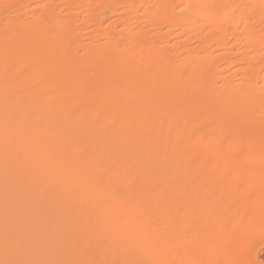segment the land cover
<instances>
[{"label":"rangeland","instance_id":"rangeland-1","mask_svg":"<svg viewBox=\"0 0 264 264\" xmlns=\"http://www.w3.org/2000/svg\"><path fill=\"white\" fill-rule=\"evenodd\" d=\"M0 190V264H264V0H0Z\"/></svg>","mask_w":264,"mask_h":264},{"label":"bare ground","instance_id":"bare-ground-1","mask_svg":"<svg viewBox=\"0 0 264 264\" xmlns=\"http://www.w3.org/2000/svg\"><path fill=\"white\" fill-rule=\"evenodd\" d=\"M0 192H1V190H0ZM4 193V192H3ZM55 211L56 210H58V207H56L55 206V209H54ZM29 225H31V223L29 224ZM27 226V225H26ZM1 227H2V225H1ZM3 228H5L4 226H3ZM25 228V227H24ZM10 229H12V228H10ZM16 230H17V228H15ZM28 229H30V227L28 228ZM10 231V230H9ZM19 231H21V230H19ZM23 231H25V230H23ZM14 232V231H13ZM18 231L16 232V233H14V234H16V235H19V233H21V232H19L18 234ZM38 233V232H37ZM9 234H10V232H9ZM22 234V233H21ZM11 235H13L12 233H11ZM20 236V235H19ZM10 237V236H9ZM12 238H14V237H12ZM19 238V237H18ZM11 239V238H10ZM16 241V240H15ZM13 242V241H12Z\"/></svg>","mask_w":264,"mask_h":264}]
</instances>
